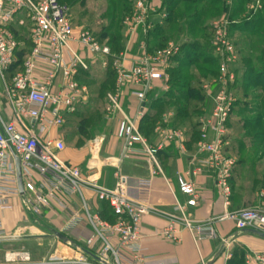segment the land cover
Instances as JSON below:
<instances>
[{"label":"built area","instance_id":"1","mask_svg":"<svg viewBox=\"0 0 264 264\" xmlns=\"http://www.w3.org/2000/svg\"><path fill=\"white\" fill-rule=\"evenodd\" d=\"M132 1L133 11L124 22L130 44L136 34L146 37L153 27L151 16L156 4V0ZM15 22L20 27L31 22L32 48L4 95L13 116L34 122V127L24 131L16 122L6 121L0 112V211L19 198L25 213L34 219L41 218L53 206L62 213L70 212L71 216L57 231L69 240L65 242L55 237L57 246L46 258L36 261L25 249L13 250L5 253L0 264H124L129 258H139L142 220L150 214L166 217L167 224L161 234L170 242H180L183 230L192 234L197 245L216 240L215 224L228 220L234 222L238 231L255 229L264 232V207L225 212L204 224L195 223L187 214V207L196 206L200 197L193 179L204 171L214 177L225 207L233 194L232 178L237 159L231 154L228 124L238 101L235 88L238 55L227 17L212 23L211 43L220 60L219 72L202 85L211 98V108L198 119L199 139L196 153L191 158V169L178 176L179 190L188 200L185 204L176 200L172 213L133 198L131 192H141L157 176H164L158 154L165 144L180 143L181 151L186 153V129L158 125L156 132L162 141L155 147L148 143L139 128V122L147 112L149 94L169 88L168 70L180 54L182 41L169 42L155 51H149L144 41L139 47V55L130 63L129 46L118 55L110 46L99 42L87 28L76 31L71 8L63 0H0V76L3 78L17 60L19 43L11 28ZM89 60H100L104 68L111 66L115 73V87L106 97V114L111 119H118V137L124 142L119 161L129 159L135 146L141 145L151 165L149 178L134 179L118 171L116 184L109 189L98 184L94 173L86 177L79 167L62 158L66 143L57 133L66 124L67 115L75 114L78 103L87 100L88 90L77 78L82 71L90 70ZM39 63H45L51 69L39 75ZM127 92L138 102L134 116L127 114L123 107ZM96 144L98 140L93 145ZM200 154L204 158L201 159ZM17 161L20 163L22 192ZM106 162L112 163V159ZM89 169L93 172L95 167ZM88 191L97 201L108 204L115 217L113 222L92 212L86 195ZM73 196L79 197L82 211L72 209L70 197ZM84 218L91 227V235L83 241L71 240L69 233ZM5 238L7 235L0 218V240ZM253 261L264 264V256L246 257V264Z\"/></svg>","mask_w":264,"mask_h":264},{"label":"crops","instance_id":"2","mask_svg":"<svg viewBox=\"0 0 264 264\" xmlns=\"http://www.w3.org/2000/svg\"><path fill=\"white\" fill-rule=\"evenodd\" d=\"M161 1L156 0V3ZM84 13V10L76 9L73 20L80 21V19L84 17ZM23 18L26 19L25 16ZM27 24L31 26L30 31L28 36L25 35L26 37L20 40V45L26 46V38L27 40L29 39V44H27L29 54L32 48V24L31 22ZM74 26L76 27V31L91 27L75 25V23ZM89 62L91 65L90 70L87 71V74L82 71L79 78H77L81 85L87 88L88 95L86 101L78 103L76 113L84 112L86 106L92 107L95 111L93 114L95 122L90 131L91 138L86 139L80 136V133L77 132L78 130L69 123L73 115H67L66 128L58 130L57 133L64 138L66 143V151L62 153V158L70 164L79 167L82 174L86 177L94 173V179L97 180L98 184L109 189L114 188L116 184V173L118 171H121L124 176L134 179L149 178L151 175V165L148 163L147 157L143 154V147L141 145L137 144L135 146V152L129 159H125L122 162L119 161L122 155L124 142L118 137V119H111L106 114V97L109 92L106 95L100 96L101 82L105 75L107 76V72L109 70L113 72V70L111 66L104 68L100 60L95 62L89 60ZM39 67V75L51 69L50 66L45 63H39ZM16 73L17 72L6 74L4 78L0 76V112L6 121L16 122L18 126L25 131V128L34 127V122L25 119H16L4 95L6 87L11 84L12 78ZM113 75L115 77L114 72ZM238 77L239 79L242 78V73L240 71H238ZM115 83L116 78L114 87ZM164 93L167 92L158 90L154 97L157 98L158 94L162 95ZM148 99L146 105L147 112L145 117L140 120L139 128L142 135L148 140V143L156 147L162 141L156 132L158 125H162L165 128H173L176 124L177 113L174 109L166 111L161 118L154 123L153 129L148 130V126L151 125V123H148V117L151 115L149 114L150 105L152 102L151 100L154 98L148 96ZM123 107L127 114L134 116L138 107V102L127 92L123 98ZM235 119L237 120V118ZM180 128L187 130V139L185 141L186 153L181 151L180 143L174 142L165 144L163 150L158 154L164 176H157L152 184L144 188L141 192H131L133 198L145 201L165 213L173 212L176 200H179L182 204L187 202L188 197L183 195L179 190L178 176L185 175L190 171L191 158L197 150L196 143L198 141V136L194 140L191 124L186 123ZM95 140H98V144L93 145ZM231 151L233 152L231 154L235 156L236 152L234 148ZM199 157L202 159L204 155L200 154ZM107 159H112V163L108 164L106 162ZM90 166L95 167L93 172L90 171ZM241 175L242 169L239 168L234 175V187L232 185L233 194L227 207L224 206V200L210 172L204 171L195 177L193 180L197 185L200 197L196 206L187 207V214L189 217L197 224H204L209 219H218L225 212H237L241 210L243 205L238 198L240 194L242 195V189L241 186H239V182L242 181ZM86 195L89 198L92 212L100 215L101 203L97 201L92 192L88 191ZM70 201L74 211H82L79 197H70ZM104 215L100 216L102 217ZM70 216V212L62 213L57 206H53L51 209L45 211L41 218L34 219L25 213L20 199L15 198L8 208L0 211V218L3 220V228L7 235V238L0 240V263H3L4 255L8 251L27 250V244L33 243L34 240L43 242L42 238H48L47 234L50 229L51 232L49 234L52 235L53 231H58L66 224ZM102 218H106L105 220L110 221L107 215ZM24 222L29 225L28 228L22 226ZM166 224L167 220L164 215L150 214L145 216L142 220V250L139 258H129L124 264H226L231 256L229 251L235 246L245 247L249 253L247 256H264V240L252 235H242L235 228V224L231 220L217 222L215 224L218 233L216 240H206L198 245L194 241L192 234L187 230L181 232V241L178 243L164 239L161 233ZM91 232L90 225L84 220L69 233V237L73 241H83L91 235ZM51 238L52 240L50 241L55 243L53 247L56 248V238L54 236ZM64 250L67 251V249ZM27 251L32 254L34 260L39 261L46 258L53 250L44 255H42V253L37 254L38 252H32L30 250ZM69 252L70 251H68V253ZM251 264L258 263L253 261Z\"/></svg>","mask_w":264,"mask_h":264},{"label":"trees","instance_id":"3","mask_svg":"<svg viewBox=\"0 0 264 264\" xmlns=\"http://www.w3.org/2000/svg\"><path fill=\"white\" fill-rule=\"evenodd\" d=\"M63 1L71 8L73 19L76 9L84 10L83 6L86 5L85 2L87 0H73L71 3H73L74 6L70 4V0ZM121 2H123V4L128 2V9L130 8L131 3L129 0H120V3ZM235 2L232 3L230 0H164L163 7L167 5V11L170 15L167 19H164L165 21H163V24L155 23L148 31L145 41L149 47V51L163 48L169 40H174L176 35H178V37H184L179 35H185L186 38L182 39L180 54L173 59L172 67L168 70L170 73V79L168 81L170 90L162 95L158 94L157 98L154 97L156 96V93L149 94L150 98L154 99L151 100L152 102L150 105L149 114L151 115L148 117V123H151V125L148 126V130L153 129V126L155 125L154 123H156L166 111L174 109L177 113V120L176 124L174 123L175 125L173 128H180L184 124L190 123L194 140L197 136L199 139L198 119L204 113L203 108L206 104V99L200 87L204 81L217 76L220 65V60L215 56L214 48L211 43L213 37L212 23L216 19H220L222 17H227L229 20L230 18L233 19L232 17L239 12L238 10L241 11L245 8L247 0H241V3L240 0H238L237 4ZM234 3L236 5H234ZM124 11L125 13L127 12L126 10ZM115 12L116 9L113 8V12L109 15L111 17V22L109 25L102 27L100 33L94 32L92 27H88V30L91 31L99 42L107 44L113 52L118 53L124 49L126 38L124 34L123 19L121 17V21L118 23L119 21L117 22L116 20L117 12ZM212 12L214 13L211 14ZM251 13L252 19L246 20V24L248 26H252L253 24L256 26L260 25V17H262L263 14L260 13L258 9L256 11H252ZM21 16L22 15L18 16L17 21L21 18ZM230 22L229 31L234 30L233 26L235 24L237 25L235 21L230 20ZM30 27V24L20 27L17 22L13 23L11 26L19 46L16 50L17 60L11 66L7 74L18 72L22 69L25 56L29 52L27 45L29 44V39L27 40L26 38V46H21L20 40L26 37L25 35L28 36ZM115 28L116 31L113 32ZM258 28L260 27L258 26ZM248 63L249 62L247 60L246 64L248 65ZM84 72L87 74V71ZM252 74L253 71L251 69H245L242 78L239 79L238 77L237 84L235 86L238 101L228 127L232 130V132H230L232 136L235 135V133L242 132L244 130L255 132L258 128L262 131H259L256 135H252L251 139L255 147H251L249 150H246L248 147L243 144V140L239 137L235 139L234 145L232 143L231 150L236 148L237 156V164L234 169L232 183L237 170L239 168L243 169L245 164H247L246 161L251 158L250 155L255 154L256 151H259L260 146L264 145V123L259 121L258 115L257 118L252 120L249 125L246 123V126L241 127H239L240 120L235 119L237 118L240 109H245V105L242 106V100L244 95L247 96L246 89L249 87ZM260 78L258 76L256 78V82L260 83ZM114 81L115 77L113 72L109 70L107 72V76L105 75L101 82L100 96L106 95L114 89ZM87 107L88 106L85 107L84 112L73 114L72 119L69 122L78 130L77 132L80 133V136L86 139L91 138L90 131L93 127V123L95 122V118H93L95 111L92 107ZM66 126L67 122L63 128H66ZM261 152L264 153V151ZM259 184L260 182L254 181L255 186H258ZM232 185L234 187V183ZM261 185L264 189V181ZM241 189L244 197H241V194L239 195L238 198L240 203L243 207L252 204L253 198L251 197L254 193V187L248 186L245 189ZM100 203L102 205L100 215H107V218L113 222L115 217L113 216L108 204L105 202ZM247 254L248 250L245 247L235 246L232 249L231 256L227 260L226 264H246Z\"/></svg>","mask_w":264,"mask_h":264},{"label":"rangeland","instance_id":"4","mask_svg":"<svg viewBox=\"0 0 264 264\" xmlns=\"http://www.w3.org/2000/svg\"><path fill=\"white\" fill-rule=\"evenodd\" d=\"M72 1L73 0H70L69 2L72 6H74V4L71 3ZM230 1L232 3L236 1L235 3L236 4L238 3L237 2L238 0H230ZM129 2L131 3V5H130V8L128 9L129 7L128 2L123 4V2L120 3V0H87L85 2L86 5L83 6L85 10V13L83 14L84 17L80 19V21L75 20L74 23L75 25L91 26L94 29V32L100 33L101 28L109 25V23L111 22V17L109 15L110 13L113 12V8H115L117 12L116 14L117 22L119 21L118 23H120L121 17L123 19L122 21H123V27H124V34L126 38L124 49L118 52L117 54L119 55L125 52L129 46L130 53H131V56H130L131 58L129 59L131 60H129L128 62L131 63V61L135 60L137 56L139 55V52H140L139 47L141 43L145 41V37L142 36L141 34H136L135 37H133L132 44L129 43L130 37L128 36V30L124 24L125 18L132 13L133 8H134L133 1L129 0ZM163 2L164 0L155 4V12L151 16V21L153 22V26L155 23L163 24L164 23L163 21H165L164 19H167L168 16L170 15L169 12L167 11V5L163 7ZM235 3L234 5H236ZM240 3H241V0H240ZM257 9L259 10L260 13L263 14V16L260 17L261 23L260 25H258L260 28H258V26H256L255 24H253L252 26L251 25L248 26L246 24L247 22L246 20L252 19L251 12L256 11ZM124 10H126L127 12L125 13ZM238 11L239 12H237L236 15L232 17L233 19L230 18L231 21H235L237 23V25L235 24L233 26L234 30L230 31L231 39L236 44V50H237V55H238L236 71H240L242 75L244 74L245 69H251L253 71L252 79L249 82V87L248 89H246L247 96L244 95V98L242 100L243 101L242 106L245 105V109L244 110L240 109V112L237 115V120L238 119L240 120L239 127H241V126H246V123H248L249 125L252 120L257 118V115H258L259 121H262V123H264V55H263L264 54V0H247L245 4V8H243L241 11L240 10ZM213 13L214 12H212L211 14ZM74 17L75 15L73 16V18ZM216 20H219V19H216ZM114 31H116V28L113 30V32ZM179 36H184V37H178V35H176L177 38L175 37L174 40L173 39L169 40L168 43L172 41H176L180 43L182 39L186 38L185 35H179ZM147 48H149L148 45H147ZM246 58L249 62L248 65L246 64V61H247ZM258 76L259 78L261 77L260 83L256 82V78ZM209 80L211 79L204 81L202 85L205 82H208ZM202 85L200 88L206 99V104L203 108V112L206 113L211 108V98L204 91ZM169 90H170V86L165 91L168 92ZM259 131H262V130L257 128L255 132L244 130L242 132L235 133L234 136L230 135L231 146H232V143L234 145L235 139L239 137L240 139L243 140L242 141L243 144L246 147H248V149L246 150H249L251 147H255L251 137L252 135H256V133H259ZM230 132H232L231 129H230ZM234 151L236 152V148H234ZM261 151H264V145L260 146L259 151H256L255 154L250 155L251 158L248 161H246L247 164H245L244 168L242 169V175H241L242 181L239 182V186H241V188L243 189H245L248 186L254 187V193L251 197L253 198L252 204L245 206L242 209L264 207V189L262 188V185H261V183L264 181V153ZM231 153L233 152L231 151ZM232 155L234 156V154ZM234 157L236 158V155ZM254 181H258L260 182V184L258 186H255ZM241 197H244V194H242ZM84 220L86 221L85 218ZM22 226H25L27 228L29 227V225L25 224V222L22 223ZM50 230L47 234L48 238H45V237L42 238L43 242L41 241L37 242V240H34L33 243L27 244L26 249L32 252H38L37 254L42 253V255L48 252H51V250H54L55 248L53 246L55 245V243L50 241L52 240L51 235L49 234L51 232ZM229 252L231 254L232 248L230 249Z\"/></svg>","mask_w":264,"mask_h":264},{"label":"water","instance_id":"5","mask_svg":"<svg viewBox=\"0 0 264 264\" xmlns=\"http://www.w3.org/2000/svg\"><path fill=\"white\" fill-rule=\"evenodd\" d=\"M17 168H18V177H19L20 190L22 192L23 191V186H22V181H21V170H20V163H19V161H17ZM239 233H241L242 235L243 234L252 235V236H255V237H258V238L264 240V232L259 231V230H255V229H245V230L239 231ZM52 236L58 237L59 239L65 241V242H67L69 240V238L67 236H65L62 233H59L57 231H53L51 237Z\"/></svg>","mask_w":264,"mask_h":264}]
</instances>
